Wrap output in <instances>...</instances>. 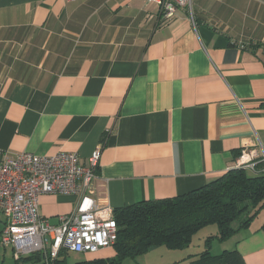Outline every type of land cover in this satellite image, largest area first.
<instances>
[{"label": "crops", "instance_id": "0c3cea01", "mask_svg": "<svg viewBox=\"0 0 264 264\" xmlns=\"http://www.w3.org/2000/svg\"><path fill=\"white\" fill-rule=\"evenodd\" d=\"M262 148L264 0H190L170 20L147 0H0L1 155L84 162L99 149L92 195L117 210L199 189L235 169L244 149L257 164ZM75 204L40 195L39 214L56 225ZM230 242L245 264H264L259 228ZM203 245L146 255L190 264ZM8 248L0 264H32ZM70 253L59 259L115 255L70 262Z\"/></svg>", "mask_w": 264, "mask_h": 264}, {"label": "built area", "instance_id": "2783aa9c", "mask_svg": "<svg viewBox=\"0 0 264 264\" xmlns=\"http://www.w3.org/2000/svg\"><path fill=\"white\" fill-rule=\"evenodd\" d=\"M147 1L157 4L166 20L175 16L177 8H190V0ZM190 21L193 24L192 17ZM99 157V149L84 162L69 152L50 156L28 152L14 157L0 154V244L11 248L15 260L37 254L43 264H56L63 251L92 254L113 248L118 236L114 210L92 195ZM257 158L254 151L244 149L236 168L255 172ZM259 159L264 162V148ZM40 195L74 197L75 208L52 225L39 214Z\"/></svg>", "mask_w": 264, "mask_h": 264}, {"label": "trees", "instance_id": "16d2710c", "mask_svg": "<svg viewBox=\"0 0 264 264\" xmlns=\"http://www.w3.org/2000/svg\"><path fill=\"white\" fill-rule=\"evenodd\" d=\"M254 171L235 168L189 193L114 210L118 228L115 255L71 264H122L159 247L185 251L197 233L212 225L217 227V234L206 235L204 250L190 264H245L235 248H223L217 256L211 255L210 248L213 240L225 243L247 230L264 211V162L259 159ZM259 230L264 232V221ZM18 262L43 264L37 254ZM56 264L70 263L62 257Z\"/></svg>", "mask_w": 264, "mask_h": 264}, {"label": "rangeland", "instance_id": "374dc122", "mask_svg": "<svg viewBox=\"0 0 264 264\" xmlns=\"http://www.w3.org/2000/svg\"><path fill=\"white\" fill-rule=\"evenodd\" d=\"M84 12H85V14L88 13V11H84ZM263 221H264V211L260 212L254 218V220L252 221L250 228H248V230H258V228L260 227V225ZM207 232H209V233H207ZM217 232H218V229L215 225L208 226V227L204 228L199 233H197V235H195V237L191 243L190 248L195 249L198 245L203 244L206 235L217 234ZM232 239L226 241L225 243L213 240L211 243V248H210L211 255L217 256L221 253V250L223 248L224 249L230 248V243H231L230 241H232ZM9 249L10 248L7 249V255L10 256V254H9L10 250ZM203 250H204V248L202 249V251ZM160 254H161V252H158L157 254H147V255H156V258H154L153 256H147L146 254H144V255L136 257L135 259H126L122 264H156L154 262V260L160 258L159 257V256H161ZM78 256H80V255H78V253H70V258H69L70 260L69 261L70 262L74 261V258H78Z\"/></svg>", "mask_w": 264, "mask_h": 264}]
</instances>
